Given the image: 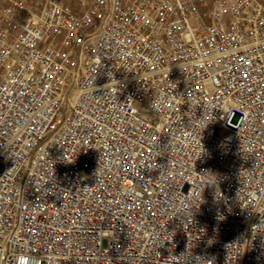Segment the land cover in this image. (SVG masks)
I'll return each instance as SVG.
<instances>
[{
    "label": "built area",
    "instance_id": "built-area-1",
    "mask_svg": "<svg viewBox=\"0 0 264 264\" xmlns=\"http://www.w3.org/2000/svg\"><path fill=\"white\" fill-rule=\"evenodd\" d=\"M0 264H264V0H0Z\"/></svg>",
    "mask_w": 264,
    "mask_h": 264
}]
</instances>
